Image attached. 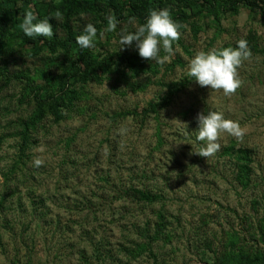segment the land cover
<instances>
[{"label":"rangeland","instance_id":"rangeland-1","mask_svg":"<svg viewBox=\"0 0 264 264\" xmlns=\"http://www.w3.org/2000/svg\"><path fill=\"white\" fill-rule=\"evenodd\" d=\"M12 1L0 0V264H264V0ZM164 8L183 25L170 61L120 50ZM28 10L63 19L29 38ZM110 13L118 24L101 36ZM88 24L96 46L81 51ZM241 39L252 58L234 94L188 75L197 52ZM209 111L246 134L222 133L204 158L197 115Z\"/></svg>","mask_w":264,"mask_h":264},{"label":"clouds","instance_id":"clouds-1","mask_svg":"<svg viewBox=\"0 0 264 264\" xmlns=\"http://www.w3.org/2000/svg\"><path fill=\"white\" fill-rule=\"evenodd\" d=\"M50 19L62 20V13L56 11L46 18L39 19L33 10H28L23 14L19 28L29 38L33 36L50 38L54 35L53 26L49 23ZM117 24L118 21L115 15L110 13L107 18V27L100 35L103 36L106 32L115 31ZM182 27L183 25L173 19L170 9H152L143 24H136L134 32L121 36L119 40L120 50H123L125 46H131L135 42L138 54L142 59L152 60L162 65L166 61H170L175 54L173 45L179 41ZM96 39V27L88 24L83 29L82 34L76 37V44L82 51L94 48ZM161 50L165 53L164 56L160 55ZM251 58L252 52L248 47L247 40L241 39L237 42L235 48L224 47L218 49L213 47L208 51L201 50L197 52L190 61L188 75L193 77L200 87H209L212 90L222 91L225 95H232L242 85L238 69ZM175 121L184 125L185 129L187 128L186 124L178 120ZM197 121L199 126L197 139L206 141L205 146L201 147L197 154L200 157L214 156L220 150L221 144L218 143V140L222 133H227L241 142L246 134V129L241 127L239 122L225 119L224 113L220 111H209L207 114L199 113ZM127 131V128L119 129L122 134ZM36 151L43 153L45 148L40 146ZM33 163L35 167H41L44 164V159L37 156L34 158Z\"/></svg>","mask_w":264,"mask_h":264},{"label":"trees","instance_id":"trees-1","mask_svg":"<svg viewBox=\"0 0 264 264\" xmlns=\"http://www.w3.org/2000/svg\"><path fill=\"white\" fill-rule=\"evenodd\" d=\"M10 3L13 4L12 0H8ZM143 24V23H142ZM150 112H154V107L153 105H150L149 107ZM42 109L41 107L38 105L35 114L33 115V117L25 124V131H27V129L34 125L35 123H37L41 118H42ZM56 119L58 118L57 113H55ZM22 136H24V134H22ZM128 194L132 195L137 201L141 202V203H145V204H153L157 201L162 200V197L159 195H154L151 193H146L143 192L141 190L138 189H129L128 190Z\"/></svg>","mask_w":264,"mask_h":264}]
</instances>
